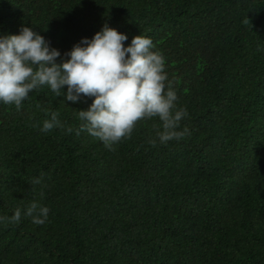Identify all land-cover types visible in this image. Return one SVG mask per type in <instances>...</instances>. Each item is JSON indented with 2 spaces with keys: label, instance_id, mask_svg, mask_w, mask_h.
<instances>
[{
  "label": "trees",
  "instance_id": "16d2710c",
  "mask_svg": "<svg viewBox=\"0 0 264 264\" xmlns=\"http://www.w3.org/2000/svg\"><path fill=\"white\" fill-rule=\"evenodd\" d=\"M104 23L152 39L189 132L153 145L154 117L108 150L36 126L78 128L91 98L0 104V215L50 208L0 225V264H264V0H0V33L31 26L62 57Z\"/></svg>",
  "mask_w": 264,
  "mask_h": 264
},
{
  "label": "clouds",
  "instance_id": "9594fccd",
  "mask_svg": "<svg viewBox=\"0 0 264 264\" xmlns=\"http://www.w3.org/2000/svg\"><path fill=\"white\" fill-rule=\"evenodd\" d=\"M127 40L126 33L104 23L62 57L60 50L31 26H22L16 34L0 33V104L20 110L31 92L47 87L65 103L86 102L88 98L91 103L76 113L78 128L65 127L56 111L46 113L49 118L42 126L36 125L42 133L56 128L77 136L86 133L114 150L131 137L138 121L156 117L161 127L150 143L167 145L181 140L189 132L187 127L181 128L188 113L177 107L178 96L165 70L164 56L154 50L150 37L135 35L125 45ZM31 183L41 185L42 177ZM49 212L48 206L33 200L23 209L17 207L11 216L0 215V225L19 224L22 217L43 225Z\"/></svg>",
  "mask_w": 264,
  "mask_h": 264
}]
</instances>
